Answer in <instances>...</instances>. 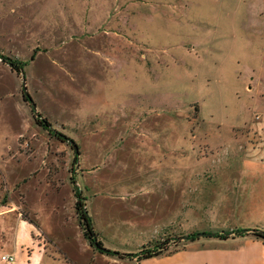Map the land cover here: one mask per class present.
<instances>
[{"label":"rangeland","instance_id":"374dc122","mask_svg":"<svg viewBox=\"0 0 264 264\" xmlns=\"http://www.w3.org/2000/svg\"><path fill=\"white\" fill-rule=\"evenodd\" d=\"M263 21L264 0H0V161L21 163L2 198L39 223V264H133L173 228L225 229L232 201L193 189L227 166L264 190ZM183 181L200 212L178 228Z\"/></svg>","mask_w":264,"mask_h":264},{"label":"crops","instance_id":"0c3cea01","mask_svg":"<svg viewBox=\"0 0 264 264\" xmlns=\"http://www.w3.org/2000/svg\"><path fill=\"white\" fill-rule=\"evenodd\" d=\"M264 27V21H263ZM264 33V28H263ZM262 33V34H263ZM264 38V35H263ZM264 60V56H263ZM264 67V64H263ZM13 158V157H12ZM2 160L6 163H20L17 161H10L6 159L2 154ZM3 161H0V264H3L1 256L4 253H12L15 255L14 264H22L23 260L25 264H39L44 258L42 239L39 238L40 225L36 219L29 217L33 222L27 218V215L23 213L20 206L11 199H3V173L7 176L6 186L14 183L9 175L6 173V166ZM4 162V163H5ZM21 164V163H20ZM228 167L227 173L230 174L228 182H202L197 181L196 186L193 189L194 195L198 199L205 195L207 190L214 191L209 192V195L218 198V200L232 201L231 209L227 210L228 218L233 220L225 229L219 231L203 230L202 232H190L192 233H206L205 235H199L196 240H190L186 238L188 234H181L179 229L173 228L174 236L180 238L176 248L169 252H163L162 254L139 260L134 257L129 263L133 264H264V240L251 234L252 232L264 231V205H261V200H264V190L259 188L257 184L251 182H245V174L252 172L249 168L234 169ZM2 169V170H1ZM201 170V169H200ZM216 174H220V170L215 169ZM202 171V170H201ZM264 173V168H262ZM203 172V171H202ZM261 172V171H260ZM259 172V173H260ZM231 173L236 174L234 177ZM254 173V172H253ZM256 173V171H255ZM262 173V172H261ZM200 171L195 174L198 176ZM200 179V177H198ZM197 179V178H196ZM151 180V179H150ZM169 181V178H168ZM149 185L145 186L146 194L149 189L156 190L155 182L149 181ZM169 187L172 186L168 182ZM132 186V185H130ZM173 186H180L182 189L179 193L182 198L180 211L177 214V218L170 219L168 223L172 221L178 224V228L181 227V222L185 223L187 215L197 214L199 211L196 207L197 204L186 203L187 185L186 182L176 184L173 182ZM126 189L123 193H129L130 187L128 184H124ZM139 187V188H140ZM138 190V189H137ZM11 196L14 190H7ZM135 196V194L133 195ZM169 196V195H168ZM192 201V200H190ZM194 206V210H187L188 207ZM202 206V205H201ZM200 212V211H199ZM206 214H210L212 218H216L220 214L218 204L206 210ZM198 215V214H197ZM192 217V216H191ZM238 229H247L245 235H237L235 231ZM228 233L229 237L222 239L217 234ZM179 235H178V234ZM147 245L143 244L142 246ZM35 259V261H33ZM34 262V263H32Z\"/></svg>","mask_w":264,"mask_h":264},{"label":"trees","instance_id":"16d2710c","mask_svg":"<svg viewBox=\"0 0 264 264\" xmlns=\"http://www.w3.org/2000/svg\"><path fill=\"white\" fill-rule=\"evenodd\" d=\"M5 61H7L12 66L13 69H15L17 71L22 70V63H19L18 61H15V60H12L9 57H6ZM38 122L42 125H45V126L50 125V123L48 121H46L45 119H38ZM76 209L78 210V212L80 211V216L85 223L84 225H85L86 237L90 241H92L93 244H95V246H97V248L103 249L102 242L98 240L97 233L94 231L92 221H91V219H90V217H89V215L85 209V203L82 199L81 194L79 195V198L77 200ZM27 218H29V217L27 216ZM31 221L33 222V220H31ZM235 234L245 235L248 233H247V229H238L235 231ZM251 234H254L255 236L262 238L264 240V231L256 230V231L252 232ZM199 235H200V233H193V234L188 236V239L196 240ZM216 236H218L222 239H226L229 237V234L226 232V233H222V234H217ZM162 244L163 243L157 244L154 249L144 248V249L140 250L138 253H128V254L137 257L139 260L155 257V256H158V255L163 253Z\"/></svg>","mask_w":264,"mask_h":264},{"label":"water","instance_id":"95a60500","mask_svg":"<svg viewBox=\"0 0 264 264\" xmlns=\"http://www.w3.org/2000/svg\"><path fill=\"white\" fill-rule=\"evenodd\" d=\"M23 88L26 94H28V89H27V85H26V76L23 73ZM31 102L33 103V101L31 100ZM34 108H36L35 104H32ZM71 145L74 147V149L76 150V152H78V145L75 141L73 140H69ZM206 233H200V235H205Z\"/></svg>","mask_w":264,"mask_h":264},{"label":"built area","instance_id":"2783aa9c","mask_svg":"<svg viewBox=\"0 0 264 264\" xmlns=\"http://www.w3.org/2000/svg\"><path fill=\"white\" fill-rule=\"evenodd\" d=\"M3 264H14L15 263V255L12 253H4L1 256Z\"/></svg>","mask_w":264,"mask_h":264}]
</instances>
